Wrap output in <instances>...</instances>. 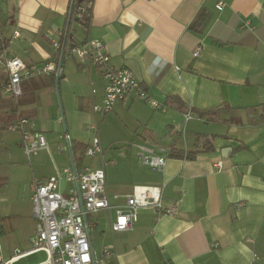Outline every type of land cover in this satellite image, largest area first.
Masks as SVG:
<instances>
[{
	"label": "crops",
	"instance_id": "obj_1",
	"mask_svg": "<svg viewBox=\"0 0 264 264\" xmlns=\"http://www.w3.org/2000/svg\"><path fill=\"white\" fill-rule=\"evenodd\" d=\"M219 1L94 0L86 25L73 13L69 21L72 0H1L0 20L7 23L2 37L10 50L29 66L61 61V77L58 85L45 73L22 81L18 112L34 120L49 148L28 157L23 145L12 141L19 137L22 142L21 132L0 121L1 146L21 156H13L11 171L0 170V182L12 179V187L0 190V206L21 193L32 208L34 179L73 165L69 145H89L99 135L104 151L88 165L99 166L112 145L123 147L120 155L127 161L104 158L113 203L115 194L129 193L135 185L156 184L163 185L165 204L177 202L178 209L172 215L140 207L124 230L112 227L115 207L98 210L90 216L96 223L91 239L97 257L104 245H113L116 254L108 264H264V120L247 110L264 102V0H222L221 9ZM199 14L205 24L198 28ZM64 29L66 46L57 60L53 40ZM87 37L101 39L112 63L130 68L165 109L128 96L106 114L94 112L93 102H101L105 92L102 69L66 48ZM173 97L190 109V117ZM210 109L236 121L199 116ZM157 144L195 150L196 155H168L160 170L139 158L141 146L160 152ZM227 146L231 150L223 153ZM217 159L223 160L222 168L215 166ZM108 163L131 174L114 179ZM7 215L9 209L0 207L1 221Z\"/></svg>",
	"mask_w": 264,
	"mask_h": 264
},
{
	"label": "built area",
	"instance_id": "obj_2",
	"mask_svg": "<svg viewBox=\"0 0 264 264\" xmlns=\"http://www.w3.org/2000/svg\"><path fill=\"white\" fill-rule=\"evenodd\" d=\"M93 3L94 0L79 2L75 17L82 20L86 16L85 22L89 25ZM216 6L221 9L224 2L220 0ZM1 13L0 0V15ZM14 35H20L19 30H15ZM53 45L57 50L60 47L63 49L62 39L55 38ZM66 48L88 65L95 64L102 69L106 79L105 92L101 102H93L94 112L106 114L118 99L128 96L146 99L154 108L165 109L164 103L143 87L130 68L112 63L110 53L101 39L87 37L84 41L70 44ZM199 52L200 47L195 51V55ZM0 69L9 74V79L3 84L1 91L4 94L18 95L22 93L24 79L41 73L57 76L60 74L61 65L60 62L49 60L29 66L24 59L14 54L9 46H2ZM95 91L93 88L92 92ZM186 116H191L190 109ZM8 128L21 132L22 144L28 157L41 148H49L46 136L35 129V122L28 116H20L10 123ZM67 137L69 139V135ZM141 147L143 150L139 158L143 163L160 170L165 169L168 157L165 149L161 148L162 150L157 152L152 148ZM103 151L100 136L95 135L86 148V155L95 157L102 155ZM111 161L117 162L116 159ZM105 163L102 158L99 166L85 165L78 168L74 164L59 169L47 178H35L32 183L31 202L36 228L31 237V247L27 250L16 248L12 255L6 256L2 244L3 226L0 217V264H13L19 258L40 250L45 251L46 256L36 264H108L109 257L115 255L116 251L113 245H104L100 255L96 256L91 239V231L96 225L90 218L92 214L102 208L115 207L117 213L112 227L114 230H124L136 219L140 207L149 206L160 214L173 215L177 212V202L166 205L163 185L156 184L135 185L129 193L115 194L113 203L108 191ZM215 166L222 168L223 160L217 159ZM64 181L67 182L66 185L63 184Z\"/></svg>",
	"mask_w": 264,
	"mask_h": 264
},
{
	"label": "rangeland",
	"instance_id": "obj_3",
	"mask_svg": "<svg viewBox=\"0 0 264 264\" xmlns=\"http://www.w3.org/2000/svg\"><path fill=\"white\" fill-rule=\"evenodd\" d=\"M16 134V133H14ZM19 135V134H17ZM179 139L184 138V131L179 136ZM14 146L21 147L23 144L20 141L19 137L18 138H13L12 139ZM123 147L120 145H112L107 147L105 150V156L104 158L107 159H116L118 162H127L125 161L123 155H120V150ZM126 152H129L128 146H125ZM20 156L16 150L12 151L11 147L6 150L3 146L0 144V170L2 172L8 170H12V168L16 165L12 162L14 159L13 156ZM98 157V156H97ZM91 157L88 155L84 156V163L85 165L92 164L93 162H98L96 160L97 158ZM21 158V156H20ZM26 160H29L27 155L25 154ZM71 158V154H70ZM95 158V159H94ZM92 159V161H91ZM91 161V162H90ZM133 163H129V165H132ZM118 165L108 163L107 168H110L112 171V176L114 179H119L124 176H128L131 174L130 171L127 172V170L122 169L120 171ZM127 172V173H126ZM14 184V183H13ZM64 185L67 184L66 181L63 182ZM10 186L12 187V179L10 177L8 178L7 183H2L0 182V190L3 186ZM65 195H67L65 193ZM1 210L3 208L9 209V215L5 216L2 218V226H3V236H2V244L4 247V251L6 254H11L15 252V249L17 247H20V249H26L31 246V237L34 234V230L36 228V219L33 215L30 200L26 194H19V195H11L9 196L5 203L1 204ZM46 253L44 251H36L33 252L32 254H29L27 256L22 257L18 261H16L14 264H31L34 263L38 260L44 259Z\"/></svg>",
	"mask_w": 264,
	"mask_h": 264
},
{
	"label": "trees",
	"instance_id": "obj_4",
	"mask_svg": "<svg viewBox=\"0 0 264 264\" xmlns=\"http://www.w3.org/2000/svg\"><path fill=\"white\" fill-rule=\"evenodd\" d=\"M86 0H78L73 3V17L75 15V9L76 6L79 4V2H83ZM71 4V5H72ZM1 16V15H0ZM87 17L85 16L84 19L80 20L81 22H83L84 24L87 25V23L85 22V19ZM77 19V18H76ZM78 20V19H77ZM204 20V16L202 14H199L195 24L196 27H200L201 25H204L205 23ZM7 23L6 21H2L0 20V47L2 46H8V42L5 38L2 37L3 31L5 30ZM64 35H65V29L62 32L61 35V39L62 42L64 41ZM61 52H62V47H60V49L57 50V60H59V58L61 57ZM59 63V62H58ZM59 77H61V73L59 75ZM53 78L56 79V75H53ZM9 79V74L7 72H5L4 70L0 69V121L4 123V127H8V125L12 122H14L16 119H18L20 116H25L24 114H21L20 112H18V107L20 102L22 101V99H20L23 95H24V91L22 88V93L15 95V94H4L1 89L3 84ZM171 99V98H170ZM171 101L173 102H178V104L180 103V108H183L185 110V112L188 111V109L183 105V102H180V100L176 99V98H172ZM257 107L259 108V111L257 110ZM257 107L252 106L249 107L247 110L249 112L253 113V117L256 120H264V102H261ZM199 116L201 118H205V119H210L213 121H233L234 119L232 118H224L221 117L220 115L217 114L216 109H210V110H206V111H200L199 112ZM31 118V117H30ZM32 119V118H31ZM33 120V119H32ZM34 121V120H33ZM236 121V120H234ZM150 138H154V134H152V132H150L149 130H145L144 131ZM143 132V133H144ZM216 134H213L212 137H216ZM211 138V137H210ZM210 140V139H209ZM208 143H210L208 141ZM159 146V148H163L165 149V151L168 153L169 156H176V157H181V156H185L187 158H193L196 155V151H189V150H178L174 147L173 144H157ZM207 145V144H206ZM88 145H83L80 143H72V148H73V154H74V161H75V165L80 168L81 164L84 161V156L86 155V148ZM206 149H215L213 144H209L207 145ZM162 150V149H161Z\"/></svg>",
	"mask_w": 264,
	"mask_h": 264
},
{
	"label": "water",
	"instance_id": "obj_5",
	"mask_svg": "<svg viewBox=\"0 0 264 264\" xmlns=\"http://www.w3.org/2000/svg\"><path fill=\"white\" fill-rule=\"evenodd\" d=\"M72 2L74 3L75 2V0H72ZM72 11H73V4L71 5V10H70V17H69V21H70V19H71V16H72ZM64 49H65V42L63 43V50H62V54H64ZM60 65H61V61H60ZM59 75L60 74H57V76H56V81H57V85H58V81H59ZM69 150H70V154H71V160H72V162H73V165L75 164V162H74V157H73V152H72V148H71V145H69ZM226 150H231V147L230 146H227V147H224L223 148V153H225L226 152Z\"/></svg>",
	"mask_w": 264,
	"mask_h": 264
}]
</instances>
